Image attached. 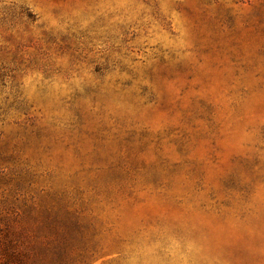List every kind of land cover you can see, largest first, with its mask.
Here are the masks:
<instances>
[{"label":"rangeland","instance_id":"obj_1","mask_svg":"<svg viewBox=\"0 0 264 264\" xmlns=\"http://www.w3.org/2000/svg\"><path fill=\"white\" fill-rule=\"evenodd\" d=\"M0 264H264V0H0Z\"/></svg>","mask_w":264,"mask_h":264}]
</instances>
